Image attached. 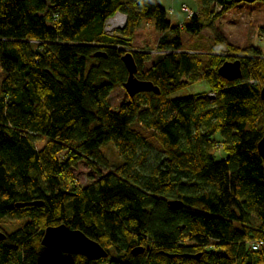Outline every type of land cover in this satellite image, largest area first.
Returning <instances> with one entry per match:
<instances>
[{
    "label": "trees",
    "instance_id": "16d2710c",
    "mask_svg": "<svg viewBox=\"0 0 264 264\" xmlns=\"http://www.w3.org/2000/svg\"><path fill=\"white\" fill-rule=\"evenodd\" d=\"M195 2L200 12L181 2L193 13L173 25L158 0H0V264H264V50L221 32L211 46L187 48L180 25L200 34L202 12L219 17L240 3ZM117 13L126 24L108 31ZM145 18L161 36L140 51L133 39ZM127 52L159 93L111 101L129 74ZM237 58L242 77L221 76ZM198 82L209 89L173 96ZM109 141L121 162L103 174ZM82 161L99 174L86 186L73 172ZM61 223L108 258L43 245L46 227Z\"/></svg>",
    "mask_w": 264,
    "mask_h": 264
},
{
    "label": "rangeland",
    "instance_id": "374dc122",
    "mask_svg": "<svg viewBox=\"0 0 264 264\" xmlns=\"http://www.w3.org/2000/svg\"><path fill=\"white\" fill-rule=\"evenodd\" d=\"M168 12V18L173 25H178L183 23V20L187 19V13L182 11L180 0H158ZM192 10L200 12L196 4L190 3ZM195 5V6H194ZM190 7V6H189ZM216 14V13H215ZM203 19H205L207 27L204 28L200 34L194 35L193 33L187 32L180 25L181 28V38L185 43L187 48H192L197 44L204 46H211L216 42V35L218 33H223L232 44L240 47H246L249 45H254L260 47L264 50V2L256 0L254 2H240L231 8L226 15L217 17L216 15L208 16L206 13L202 12ZM118 15L108 20L107 29L114 30L115 32L120 30V27L115 28L118 22L116 19ZM124 19V20H123ZM127 16H123L120 22L126 24ZM124 24V25H125ZM123 25V26H124ZM110 27V28H108ZM161 32L155 26L153 18H145L141 21L139 27L135 31V36L133 39V45L136 50L143 51V48H153L156 46ZM225 50V48H224ZM151 54L155 51L151 50ZM152 60L146 62L149 66ZM5 76V72L0 67V80ZM208 85L206 82L193 83L190 86L184 88L173 96H184L187 94H193L199 91L208 90ZM127 95V91L123 86H116L110 95V99L113 102L120 101L124 99ZM117 107V103L114 108ZM220 137V135H217ZM112 141L106 142L102 149L106 150L107 157L111 163V167L100 166V172L106 174L111 169H115L121 162V157L116 151V147L112 144ZM39 145L41 143L39 142ZM218 160L226 157V153L220 149L216 148L213 150ZM73 172L80 183L81 186H86L99 178V174L95 172L92 168H89L85 162H80L76 168H73ZM17 220L11 217H7L4 220V225L8 230L13 231L15 229ZM100 264H109L108 262Z\"/></svg>",
    "mask_w": 264,
    "mask_h": 264
},
{
    "label": "water",
    "instance_id": "95a60500",
    "mask_svg": "<svg viewBox=\"0 0 264 264\" xmlns=\"http://www.w3.org/2000/svg\"><path fill=\"white\" fill-rule=\"evenodd\" d=\"M236 2H254L256 0H235ZM96 55H106L102 52H97ZM123 61L128 69V77L124 82V87L130 96H134L140 92L153 91L159 93L158 86L154 85L152 81L140 79L137 77L138 66L134 55L127 52L123 55ZM221 76L228 80H235L242 77L241 60H227L221 64L218 69ZM261 97L264 99V88L261 90ZM258 151L264 158V135L258 142ZM33 204L42 205V202H33ZM169 204L173 209H178L184 206V201L179 199L169 200ZM6 234L0 230V240H3ZM42 244L48 247H58L67 253L81 254L90 260H100L108 258V250L98 241L86 235L80 229L70 228L67 224L61 223L59 225H49L46 227ZM133 252H143L144 248L134 247ZM200 258L201 254L192 255Z\"/></svg>",
    "mask_w": 264,
    "mask_h": 264
},
{
    "label": "built area",
    "instance_id": "2783aa9c",
    "mask_svg": "<svg viewBox=\"0 0 264 264\" xmlns=\"http://www.w3.org/2000/svg\"><path fill=\"white\" fill-rule=\"evenodd\" d=\"M183 10H184V12H186L188 15L187 16H190L192 13H193V11L189 8V7H183ZM120 16H124L123 14H118V18L116 19V22H118L117 23V25L115 26V28H117V27H122L124 24H122L123 22H120L122 19L120 18V20H119V17ZM108 23V22H107ZM120 27V28H121ZM108 28H110V27H108ZM106 29H107V26H106ZM108 31H114V30H110V29H107ZM226 50V49H225ZM209 95L210 96H213L214 94L213 93H209ZM262 243H263V241L262 240H256V241H252L251 242V246H252V248L253 249H259L260 248V246L262 245Z\"/></svg>",
    "mask_w": 264,
    "mask_h": 264
},
{
    "label": "crops",
    "instance_id": "0c3cea01",
    "mask_svg": "<svg viewBox=\"0 0 264 264\" xmlns=\"http://www.w3.org/2000/svg\"><path fill=\"white\" fill-rule=\"evenodd\" d=\"M177 1V0H176ZM181 2H188V3H190V2H192V1H194V3L193 4H196L197 5V3L195 2V0H180ZM195 6V5H194ZM227 13V12H226ZM226 13L225 14H223V16L224 15H226Z\"/></svg>",
    "mask_w": 264,
    "mask_h": 264
},
{
    "label": "bare ground",
    "instance_id": "6f19581e",
    "mask_svg": "<svg viewBox=\"0 0 264 264\" xmlns=\"http://www.w3.org/2000/svg\"><path fill=\"white\" fill-rule=\"evenodd\" d=\"M120 18L122 19V16L119 17V20H120ZM123 20H124V19H123Z\"/></svg>",
    "mask_w": 264,
    "mask_h": 264
}]
</instances>
